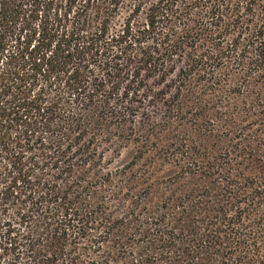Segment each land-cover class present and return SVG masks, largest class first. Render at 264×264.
Listing matches in <instances>:
<instances>
[{
    "label": "trees",
    "instance_id": "obj_1",
    "mask_svg": "<svg viewBox=\"0 0 264 264\" xmlns=\"http://www.w3.org/2000/svg\"><path fill=\"white\" fill-rule=\"evenodd\" d=\"M0 264H264V0H0Z\"/></svg>",
    "mask_w": 264,
    "mask_h": 264
},
{
    "label": "rangeland",
    "instance_id": "obj_2",
    "mask_svg": "<svg viewBox=\"0 0 264 264\" xmlns=\"http://www.w3.org/2000/svg\"><path fill=\"white\" fill-rule=\"evenodd\" d=\"M132 149L128 148L125 151H123L122 156L118 159L119 161H126L130 158L131 156Z\"/></svg>",
    "mask_w": 264,
    "mask_h": 264
}]
</instances>
